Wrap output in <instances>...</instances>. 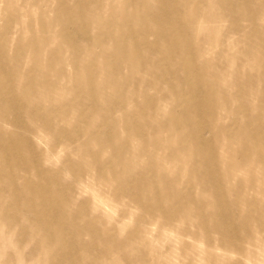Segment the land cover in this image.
<instances>
[{
	"label": "rangeland",
	"instance_id": "obj_1",
	"mask_svg": "<svg viewBox=\"0 0 264 264\" xmlns=\"http://www.w3.org/2000/svg\"><path fill=\"white\" fill-rule=\"evenodd\" d=\"M184 2L196 7V16L177 11L161 17L156 0H0V264H264V226L254 232L250 225L249 233L235 224L226 237L244 245L227 244L224 251L215 225L236 217L238 208L252 211L251 223L264 216V21L251 22L261 28L256 34L248 35V24L240 41L233 27L239 24L236 0H225L224 9L232 12L225 18L201 16L204 4ZM251 3L249 8L264 11V5ZM223 10L215 7L216 13ZM171 24L178 25L175 33L168 31ZM118 30L130 47L143 37L153 43V50L134 54L146 66L115 65L111 48L99 57L106 34ZM167 43L180 48L169 50ZM90 48L94 52L87 55ZM245 50L261 55L262 63ZM221 51L228 52L227 70L245 75L236 91L235 76L224 77ZM208 83L214 95L231 103L247 98L249 121L204 101ZM61 84L64 90H58ZM160 91L165 96L159 100ZM175 95L186 103L170 99ZM194 103L206 115L191 119L203 125L206 145L191 140L193 125L183 122ZM235 116L239 121H232ZM225 124H231L228 133L221 132ZM189 149L196 155L186 163L173 158ZM204 154L211 156L208 174L192 176ZM20 161L27 164L17 166ZM174 163L185 171L173 169ZM137 171L143 175H130ZM137 182L146 191L135 190ZM33 191L56 198L55 209L52 200L32 201ZM132 193L143 194L137 200L145 209L130 200ZM160 193L167 203L181 195L174 218L186 223L172 231L157 225L137 230L140 215L156 212ZM191 200L193 208H185ZM200 217L209 229H199ZM95 225L110 230L116 247L96 245ZM186 227L196 240L178 235Z\"/></svg>",
	"mask_w": 264,
	"mask_h": 264
},
{
	"label": "bare ground",
	"instance_id": "obj_2",
	"mask_svg": "<svg viewBox=\"0 0 264 264\" xmlns=\"http://www.w3.org/2000/svg\"><path fill=\"white\" fill-rule=\"evenodd\" d=\"M109 1V0H107ZM140 1H145V0H140ZM186 0H156L157 4L159 5L158 8V15H160L161 17H165L167 14L173 13V12H177V11H185L186 14L188 12V16L192 17V16H196L197 15V10L196 7L194 6H186L185 2ZM192 1H196L197 4H204L205 7V11L203 14H201V16L206 15L207 17H215V16H222L223 18L229 16L232 12L228 11V9H224L225 6L223 5L225 0H192ZM251 1L253 3H258L261 5H264V0H236V2L239 5V8L237 10L234 11V14L236 17L239 18V24H234L233 27L235 29V34L237 36L238 40H242L241 39V33L243 31H245L247 29V25L251 24L252 21H255V19H260L262 21H264V11H257L255 9H253V6L251 8H249L250 5H252ZM222 6V10L221 12L216 13L215 11V7H221ZM147 13V11L145 12V14ZM69 21L74 20V16L71 15V13H69ZM93 14L96 15L97 14V10L93 11ZM211 19V18H208ZM217 19H221V17H218ZM67 19L62 20V23H67ZM242 21H245V24H242ZM252 25V24H251ZM101 25L100 24H95L93 25L94 29H100ZM178 25H174L171 24L168 28V31L175 33V31L177 30ZM84 29L81 28L80 31H83ZM129 30H132L131 28ZM263 30V29H262ZM261 31V28L258 25H252V27L248 30V35L249 34H256L258 32ZM88 33V30H87ZM123 30H118L115 33L114 32H108L106 34V37L109 38L108 42L103 44V46H101V52L99 53V57L101 59H104L105 55L104 52L106 51L105 48H111L110 50H108L109 52H111L112 57L116 56L118 61H116L115 65H118L119 63H121L122 65H138L141 64L143 66H146V60L145 59H138L134 54L137 55V53H139L140 51H143V49L147 48L150 50L152 49L153 43H150V41L146 38L143 37L141 43H133L132 47H130L128 44H126L123 40H121V36L123 35ZM149 35L152 34V31L148 32ZM100 36V34L98 35ZM214 37V35H210L209 37ZM215 38V37H214ZM170 40V44H174V39L170 36L169 37ZM110 41V42H109ZM246 41V39H245ZM168 44V43H167ZM262 43L259 42H255L252 44V46L250 48H255L260 46ZM169 50L176 48L179 49L180 46L179 45H169ZM94 52V48H90L87 55H92ZM243 53H246L248 56L254 57L255 62L261 64L262 63V57L259 54H251L249 53L248 50L243 51ZM135 57V58H134ZM228 57V52L226 51H221L220 52V57L221 59H223V63H221L220 65L222 66V68L224 69V77H227L229 74L234 75L235 78L237 79L234 83V89L236 91L237 88H239V85L237 84L238 82H241L245 79V75L239 71V69H236L235 72L232 71H228L227 67H228V62H226V58ZM237 61L240 63L241 60V50L237 55ZM138 62H137V61ZM40 64L43 68H45L44 62L42 60H40ZM182 65L187 64L186 60H182L181 61ZM160 69H161V65ZM34 68V65L27 71L30 72L32 69ZM32 73H29V77H31ZM195 74H193L194 76ZM192 76V77H193ZM77 77V76H76ZM223 77V78H224ZM69 78V77H68ZM261 79V78H260ZM259 79V80H260ZM191 89H196V83L191 85ZM212 89H213V84L208 83L206 86V92L204 94V101H207L208 103L213 102L215 103V107L216 109L219 108V106H223L225 105V107H227L229 110H231L235 115H240L242 116L243 120L245 121H249V119L251 118L252 114L250 113V109H249V104L246 103V99L243 98V96L238 97V99L235 102H229V100H226V97H221V96H217L214 95L212 93ZM58 90H64V86L63 84H61L58 88ZM56 90V92L58 91ZM234 91V93H235ZM255 92V90L253 89V93ZM76 93V92H74ZM48 93H46L45 95H47ZM227 93H224V96ZM196 95V94H195ZM145 97H147V95H144ZM165 96V93L163 91H160V93L155 96L157 99H163V97ZM224 98V100H223ZM172 99L174 102H181L183 105L184 103H186L183 99H181V97L175 95V97L170 98ZM13 100V99H12ZM58 101H61V99H59ZM168 101V100H167ZM14 103V101L12 102ZM180 104V103H179ZM136 111V110H135ZM3 112H6L5 110H3ZM195 117H199L200 119L204 120L206 119V115L200 113V111L198 110V108L196 107V103L193 104V108L190 110V112L188 113V115L186 116V121L183 120L184 123L187 122V124L193 125L191 127V140L195 141L196 144H198V146H200V144L206 145L207 140L205 139H201V135L200 132L203 128V125H201V123H193L191 121L193 116ZM260 115H256L255 117L257 118V120H260L259 118ZM232 121H239V119L236 120V116L234 118H232ZM235 124H237L235 122ZM231 124H225L222 127L221 132L222 133H228L229 129L231 127H228ZM236 127V126H234ZM180 137L179 135H176V138ZM255 142V141H254ZM142 143H140L139 145H141ZM193 146V145H192ZM247 147H249L247 145ZM250 148V147H249ZM7 150L12 151V149L7 148ZM169 151H166L164 154L166 155ZM170 153H171V149H170ZM186 155H180L178 152H175L173 154V158L177 160L178 163L184 164L187 162L188 159L194 158L196 155V153H191L190 149L187 150ZM199 153V152H198ZM211 156L208 154H204L203 155V159L201 161V167L195 171H192V176L193 175H198V176H202V175H207L208 174V167L209 163H207V159L210 158ZM213 160V158L211 159V161ZM27 164V161H20L17 163V166H24ZM205 166V167H204ZM179 168L180 170L185 171V169L183 168V166H180L176 163H174L173 165V169ZM191 171V170H190ZM190 171L185 173V178L189 175ZM12 175L17 174L16 171L13 170V168L11 169ZM115 171H112L111 174H115ZM131 176H133L134 178H139L141 177L142 172L141 171H137V172H133L132 174H130ZM192 183V179H190V184ZM29 184V183H27ZM86 188H88L86 186ZM153 188V187H152ZM134 189L138 190L139 192H144L146 191L144 189V186L137 182L134 185ZM173 191L175 193H179L178 189L176 186L173 187ZM158 192H162L161 190H158ZM93 193V192H92ZM134 194V195H133ZM165 194V193H164ZM95 198L97 196V200H98V204L99 206H102L103 208H105L108 212H110L108 209L109 206L107 205L106 201L101 199V197L95 193L92 194ZM138 195H143L141 193L135 194L132 193V195L130 196V200L134 203H136V205L139 206L140 210L145 209V207L141 204H138V200L137 197ZM158 200L156 201V203H153V208L156 209V212L151 213L148 215V217H145L144 215H140L137 218V223H136V229L137 230H143L145 228H147L148 226H153V225H157L158 228L160 230H169L172 231L175 228L176 223H186V220H181L178 221L177 218H174V212L176 209V206L179 204V202L182 200L181 195L177 194V196L170 201L169 203L167 202H162V193L159 194ZM41 199L42 201H51V206L53 208V210L55 209V204L53 203V201L56 198H53L51 196L45 195V194H41V195H37V193L35 191L31 192V199L32 201H35L36 199ZM224 201L222 202V205H224ZM195 205V201L191 200L187 203V205H185V208H193V206ZM108 208V209H107ZM129 206L126 209H123L124 211H129ZM238 214H236V217H233L232 215L228 218V221L223 224V226H221V221H217L216 222V233L218 238V242H219V249L220 250H224L223 248L224 246H226L227 244L231 245V246H238V247H242L244 244H240V241L237 238L232 239L231 237H226L227 234H230L231 231L236 230V225L235 224H239L240 227L244 230H246L247 232H251V228L250 225H254L256 226L254 228V232H258L262 230V227L264 226V216L259 217V219L257 221H255V223H251V221L253 220V215L251 214L252 211L249 210L248 212L244 213L246 210H243L242 208H238L237 209ZM170 213L171 217H165V214ZM159 217V220H156V224L153 222V220H155V218ZM146 219V220H145ZM207 224V222L205 221V219L203 217H200V220L198 222L199 225V229H209V226L205 225ZM170 226V227H169ZM94 230L97 231V235H96V240L97 243L96 245H102L104 250L108 249V248H114L116 247V245L118 244V240L116 238H114L111 234H110V230H101L100 227L98 226H94L93 227ZM189 230L190 227H186V228H182L180 229V232L178 233V235L180 237H182L183 239H189L191 240H196L194 237H191L189 235ZM213 233V232H212ZM245 235H248V233H245ZM249 237V236H248ZM243 241H245V237H242ZM250 239V238H249ZM248 239V240H249ZM185 247H189L190 245L188 243H184ZM244 250V248H242ZM227 252L233 253V251L230 250H226ZM75 257V255L72 256V259ZM239 260V259H238ZM75 261H77V256L75 257ZM167 264V263H165ZM235 264H243V261H236Z\"/></svg>",
	"mask_w": 264,
	"mask_h": 264
}]
</instances>
